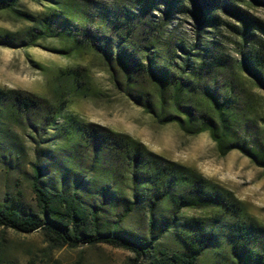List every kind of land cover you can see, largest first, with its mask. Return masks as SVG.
<instances>
[{
    "label": "trees",
    "instance_id": "16d2710c",
    "mask_svg": "<svg viewBox=\"0 0 264 264\" xmlns=\"http://www.w3.org/2000/svg\"><path fill=\"white\" fill-rule=\"evenodd\" d=\"M23 1L41 10H21ZM238 1L264 6V0H0V13L22 25L1 31L0 46L55 39L62 46L54 53L91 55L114 88L157 123L175 124L187 136L207 133L218 156L237 151L264 168V21ZM174 14L193 19L191 42L172 40L167 24ZM221 25L239 39L236 59L208 39V28ZM89 75L80 65L58 70L52 100L0 89V172L18 187L0 200V264L6 230L41 231L57 247L107 244L131 252L132 264H196L207 250L228 264H264V226L232 194L129 135L68 111L72 97L89 91ZM23 177L31 203L24 202ZM138 214L141 230H131L126 222ZM166 236L177 248L160 246Z\"/></svg>",
    "mask_w": 264,
    "mask_h": 264
},
{
    "label": "rangeland",
    "instance_id": "374dc122",
    "mask_svg": "<svg viewBox=\"0 0 264 264\" xmlns=\"http://www.w3.org/2000/svg\"><path fill=\"white\" fill-rule=\"evenodd\" d=\"M81 3L83 0H79ZM100 5L128 3L131 0H92ZM255 18L264 21V6H248L237 2ZM163 10V7H161ZM21 10L37 13L41 7L33 2L23 1ZM155 17L161 16L154 12ZM224 21L236 22L223 17ZM194 21L188 15L174 14L167 24L172 40H193ZM22 27L16 18L0 13V32H15ZM221 42L225 54L238 58L239 39L224 26L208 28V39ZM241 42V41H240ZM62 43L55 39L39 41L33 47L7 48L0 46V89H14L52 100L56 94L54 77L60 69L86 66L90 69L89 91L72 97L68 111L76 114L83 122L106 127L124 133L141 142L149 151L170 161L195 169L220 190L229 192L244 208L246 214L264 226V168L254 166L248 158L237 151L224 157L218 156L215 145L207 133L195 136L184 135L175 124L161 125L151 114L145 113L112 85L109 75L91 55L64 57L53 50ZM249 46V43H246ZM254 93L258 91L254 90ZM261 113L264 114V108ZM21 136L22 134H18ZM29 155V151H25ZM21 180V179H20ZM11 177L0 172V200L5 192L18 190ZM24 202L31 203L26 177L20 181ZM186 216L200 213L187 211ZM141 216L129 218L126 226L141 230ZM1 232V230H0ZM4 264H132L134 255L126 250L107 244H81L55 246L41 232L19 234L11 230L2 233ZM160 246L173 250L177 244L172 236L160 240ZM196 264H228L222 256L207 250Z\"/></svg>",
    "mask_w": 264,
    "mask_h": 264
}]
</instances>
